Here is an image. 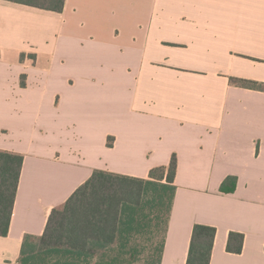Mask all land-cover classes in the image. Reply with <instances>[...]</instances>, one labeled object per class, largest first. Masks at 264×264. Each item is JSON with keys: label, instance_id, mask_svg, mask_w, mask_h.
<instances>
[{"label": "crops", "instance_id": "1", "mask_svg": "<svg viewBox=\"0 0 264 264\" xmlns=\"http://www.w3.org/2000/svg\"><path fill=\"white\" fill-rule=\"evenodd\" d=\"M0 150L24 156L0 264L94 172L147 179L174 156L160 264H188L196 225L217 230L211 264H264V0H0Z\"/></svg>", "mask_w": 264, "mask_h": 264}, {"label": "trees", "instance_id": "2", "mask_svg": "<svg viewBox=\"0 0 264 264\" xmlns=\"http://www.w3.org/2000/svg\"><path fill=\"white\" fill-rule=\"evenodd\" d=\"M62 13L66 0H2ZM249 89L257 82L232 78ZM24 156L0 150V236L12 220ZM177 158L151 170L147 179L96 171L59 209L53 210L42 237L26 236L20 264H160L177 191ZM237 178L222 185L235 191ZM217 230L196 225L188 264H211ZM160 236V242L156 238ZM244 235L232 232L227 251L241 254Z\"/></svg>", "mask_w": 264, "mask_h": 264}, {"label": "rangeland", "instance_id": "3", "mask_svg": "<svg viewBox=\"0 0 264 264\" xmlns=\"http://www.w3.org/2000/svg\"><path fill=\"white\" fill-rule=\"evenodd\" d=\"M155 241L160 242V236H158Z\"/></svg>", "mask_w": 264, "mask_h": 264}]
</instances>
